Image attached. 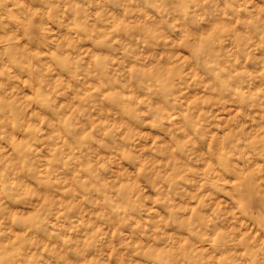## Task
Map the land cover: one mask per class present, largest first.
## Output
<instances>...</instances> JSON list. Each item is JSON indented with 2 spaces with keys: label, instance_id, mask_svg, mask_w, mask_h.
Returning a JSON list of instances; mask_svg holds the SVG:
<instances>
[{
  "label": "clouds",
  "instance_id": "clouds-1",
  "mask_svg": "<svg viewBox=\"0 0 264 264\" xmlns=\"http://www.w3.org/2000/svg\"><path fill=\"white\" fill-rule=\"evenodd\" d=\"M0 264H264V0H0Z\"/></svg>",
  "mask_w": 264,
  "mask_h": 264
}]
</instances>
